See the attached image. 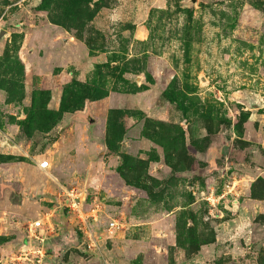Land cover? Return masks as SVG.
Masks as SVG:
<instances>
[{"label": "rangeland", "instance_id": "rangeland-1", "mask_svg": "<svg viewBox=\"0 0 264 264\" xmlns=\"http://www.w3.org/2000/svg\"><path fill=\"white\" fill-rule=\"evenodd\" d=\"M0 264H264V0H0Z\"/></svg>", "mask_w": 264, "mask_h": 264}, {"label": "built area", "instance_id": "built-area-1", "mask_svg": "<svg viewBox=\"0 0 264 264\" xmlns=\"http://www.w3.org/2000/svg\"><path fill=\"white\" fill-rule=\"evenodd\" d=\"M40 167H42V168H44V167H46L47 165H48V162L47 161H42V162H40ZM41 221L40 220H36V221H34V222H32L31 223V227H30V230L28 231V234H27V236L28 237H30V236H32V233H30L31 232V230L33 229V230H35L37 227H39L41 224ZM116 224V222L115 221H111V222H109V228H111L112 226H114Z\"/></svg>", "mask_w": 264, "mask_h": 264}]
</instances>
